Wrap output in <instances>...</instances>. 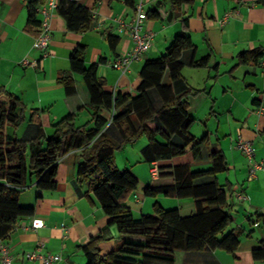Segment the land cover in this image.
Returning a JSON list of instances; mask_svg holds the SVG:
<instances>
[{
	"label": "crops",
	"instance_id": "0c3cea01",
	"mask_svg": "<svg viewBox=\"0 0 264 264\" xmlns=\"http://www.w3.org/2000/svg\"><path fill=\"white\" fill-rule=\"evenodd\" d=\"M26 2L0 0V85L21 97L26 106L25 111L38 108L48 112L50 124L44 126L47 136L53 133L52 124L69 113H75L76 125H93L92 109L87 105L88 95L81 76L73 75L76 84L74 96H65L62 86L57 82L59 73L69 69V56L78 44L86 46V66L98 63L97 75L104 81L106 89L135 95L144 61L163 54L173 36L182 30L181 17H188V33L196 46L195 59L205 56L209 59L201 67L185 64L181 69L183 81L176 84L180 90L185 83L202 90L196 96L188 97V112L195 122L198 120L203 124V132L200 135L193 134L192 126L190 132L196 138L206 134V147L223 151L228 170L218 173L216 178L220 184L229 185L227 203L234 217L230 228H241L244 235L233 254L219 248L187 251L182 253V261L183 264H264V261L254 260L251 252L264 239V225L260 222L252 225L247 219L255 212L264 213V135L260 133L264 129V65L235 66L240 52L264 48V3L258 0H193L190 4L182 5L179 18L172 21L146 18L143 29L154 33L152 45L122 74L110 63L133 45L129 28L124 26L120 30L117 21L121 19L129 23L134 14L132 7L122 0H76L91 13L90 27L84 32L70 30L66 19L56 9L51 10L47 18L50 40L47 55H44L43 51L33 46L38 28L35 33L25 29ZM142 2L144 11H147L155 6L157 0ZM169 6V0H162L159 11L163 17ZM110 35L119 38L114 50L109 46ZM188 57L189 52H184L183 60L187 62ZM100 58L105 60L100 62ZM24 59L30 64L25 65ZM168 82L166 74L163 83ZM150 92L155 106L160 107L162 100L158 92L155 89ZM255 99L260 104H255ZM104 114L107 115V112L104 111ZM110 128L120 139L116 128L112 125ZM239 138L252 142L254 160L262 163L253 176L248 171L250 161L235 145ZM143 142L138 153L144 158L147 141ZM190 159L191 154L188 152L187 160L175 157L162 163H185ZM77 160L76 150L60 157L57 186L54 190L42 192L40 198H36L34 186L22 191L35 189L26 199V205L34 206V214L19 218L3 241L13 257L12 264H41L40 261H30L24 257L25 251L35 248L41 252L60 254L63 261L55 264H85L86 256L82 247L98 234L109 237L99 244L103 253L117 245L116 227L108 223V216L92 192L85 195L87 184L77 182ZM125 165L117 164L120 170L130 169L139 179L138 188L129 196L126 204L134 215L150 213L154 202L147 196L142 198L143 187L170 180H152L151 174L148 179L144 169H136V165L128 159ZM149 165L147 162L150 173ZM238 192L245 193L247 198L237 199ZM155 198L164 208H178L182 216H186L183 214L184 209L188 213L195 210L192 200L183 201L175 196L164 195ZM34 221L38 223L35 228L32 226ZM250 230V236H246Z\"/></svg>",
	"mask_w": 264,
	"mask_h": 264
},
{
	"label": "trees",
	"instance_id": "16d2710c",
	"mask_svg": "<svg viewBox=\"0 0 264 264\" xmlns=\"http://www.w3.org/2000/svg\"><path fill=\"white\" fill-rule=\"evenodd\" d=\"M43 1L26 2L25 29L31 33L40 24L37 7ZM122 1L130 7L136 2ZM192 1L169 0V10L163 17L159 11L162 0H157L146 11L147 18L172 21L179 18L182 5ZM258 1L264 3V0ZM55 9L66 19L70 30L84 32L90 27V11L76 0H57ZM181 22L182 30L173 36L164 53L144 61L135 95L106 89L97 75L98 63L85 64L86 46L78 44L73 49L70 67L59 73L57 82L65 96H74L73 75L81 76L88 95L87 105L92 109L91 127L76 125L75 113H69L52 124L53 133L47 136L44 126L50 124L48 112L31 108L27 118L21 97L0 85V241L7 238L19 218L34 214V206L19 202L21 192L34 186L36 198H40L42 192L54 190L58 160L76 150L77 182L87 184L85 195L92 192L108 216V223L116 225L119 239L114 248L103 253L99 244L109 237L92 236L82 247L85 264H176L179 252L219 248L233 254L238 249L244 231L228 228L234 221L227 203L229 185L220 184L216 178L218 173L228 170L226 157L222 150L206 147V134L196 138L190 132L195 119L188 112V97L202 90L186 83L180 90L176 84L183 81L181 69L185 64L201 67L209 59L208 56L195 59L196 46L188 33V17H181ZM108 41L114 50L119 38L110 35ZM186 51L189 52L187 62L183 60ZM237 59L235 66L258 65L264 59V48L240 52ZM104 60L100 58V62ZM166 74L169 82L163 83ZM151 89L158 92L162 100L160 107L155 106ZM253 102L260 104L257 99ZM111 125L120 139L114 135ZM20 127H23L21 133ZM260 133L264 135V129ZM143 135L147 137V145L142 158L150 165L157 163V175L151 176L152 180H170L145 185L144 196L192 198L193 213L182 216L178 208H164L155 201L150 213L137 216L126 204L138 188L139 179L130 169L118 168L115 153ZM185 152L191 154L189 162L162 163ZM201 162H208L210 166L192 168ZM247 219L252 225L257 222L264 225V213L255 212ZM251 252L254 260L264 261V239Z\"/></svg>",
	"mask_w": 264,
	"mask_h": 264
},
{
	"label": "built area",
	"instance_id": "2783aa9c",
	"mask_svg": "<svg viewBox=\"0 0 264 264\" xmlns=\"http://www.w3.org/2000/svg\"><path fill=\"white\" fill-rule=\"evenodd\" d=\"M57 5V0H46L44 4L37 7V11L40 18V24L38 26V33L34 39L33 46L37 49L43 51L44 55H47V47L50 40V30L47 21L48 15L51 10H55ZM134 12L132 19L129 23H124L121 19L117 20L120 30L122 27L126 26L129 28L131 33V38L133 40L132 47L113 61H111V67L119 70L122 74L126 73L132 64V62L138 59L146 50H148L152 45V40L154 33L151 30L143 29V22L147 18L146 11L143 9L142 0H136L135 5L132 7ZM25 65L30 64L26 59L23 60ZM261 65H264V60L260 61ZM116 92L115 89H113ZM110 122V120H109ZM107 123V125L109 124ZM106 125V126H107ZM105 126V127H106ZM236 147L241 150L247 159L250 161L249 174L255 175V171L262 166V163L254 160V147L250 140L239 138L235 143ZM151 176L155 177L157 175V163L152 162L149 168ZM237 199L245 200L247 195L243 192H238L236 195ZM38 225L37 221H34L33 228ZM24 257L30 261H40L41 264H55L57 262L63 261V258L58 253L51 252H41L39 248L33 250L25 251ZM13 257L9 252L8 246L0 241V264H12Z\"/></svg>",
	"mask_w": 264,
	"mask_h": 264
},
{
	"label": "rangeland",
	"instance_id": "374dc122",
	"mask_svg": "<svg viewBox=\"0 0 264 264\" xmlns=\"http://www.w3.org/2000/svg\"><path fill=\"white\" fill-rule=\"evenodd\" d=\"M145 53V52H144ZM144 53L141 55V57L144 55ZM25 115L26 117L29 116V111H25ZM23 127H20L19 129V133L22 131ZM8 131L10 130V127H8L7 129ZM203 124L200 121H196L192 124L191 127V132H195L197 135H200L203 131ZM194 134V133H193ZM143 141H147V137L145 135L141 136L139 139H137L135 142L132 143H128L126 144L121 150H119L118 152L115 153V159L116 162L119 166H124L127 162V159L131 162V164L136 165V169H144L145 174L147 175V178L150 179V173L148 172V166H147V162L141 157V154L138 153L139 148L143 147L144 142ZM179 159L183 158L184 160H187L188 158V152H185L181 155L178 156ZM126 166V165H125ZM210 166V163L208 162H201V163H196L194 165H192V168H207ZM123 168V167H121ZM221 179L223 180V176L220 175ZM35 189L31 188L25 192H22L21 196H20V203L22 205H26L28 204L26 202V199L30 197V195L32 193H34ZM142 198H144V194H142ZM146 198H148L149 200H151V202H155V200H157L155 197H151V196H147ZM183 201H193L192 198L186 197V198H181ZM165 202V201H163ZM183 214L187 215V214H191V212L188 213V211H186L184 209ZM234 225V224H233ZM114 226L116 227V225L114 224ZM232 226V224H231ZM230 228V227H228ZM117 230V227H116ZM118 233V230H117ZM119 239L117 238L116 241H118ZM176 264H183L182 261V252L177 253V257H176ZM86 262V260H85Z\"/></svg>",
	"mask_w": 264,
	"mask_h": 264
}]
</instances>
